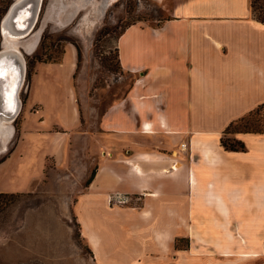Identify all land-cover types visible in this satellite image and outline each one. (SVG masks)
<instances>
[{"label": "crops", "instance_id": "1", "mask_svg": "<svg viewBox=\"0 0 264 264\" xmlns=\"http://www.w3.org/2000/svg\"><path fill=\"white\" fill-rule=\"evenodd\" d=\"M156 1L169 18L120 33L119 62L134 79L102 114L101 129L85 134L95 172L74 202L81 235L97 264H226L257 254L235 247L264 245V132H233L244 149L220 138L264 102V21L251 0ZM60 2H49L46 18L61 19ZM39 73L28 96L39 84L46 92L33 99V130L60 137L61 164L83 135L79 109L71 86L63 100ZM41 172L0 191L28 189ZM117 192L128 200L111 202Z\"/></svg>", "mask_w": 264, "mask_h": 264}, {"label": "rangeland", "instance_id": "2", "mask_svg": "<svg viewBox=\"0 0 264 264\" xmlns=\"http://www.w3.org/2000/svg\"><path fill=\"white\" fill-rule=\"evenodd\" d=\"M11 1L0 0V17ZM49 2L51 0H42L34 28L44 26L40 40L34 50L23 51L25 73L19 91L21 107L12 121L13 134L5 151L0 153V161L14 148L15 151L0 168V185L20 186L25 175L42 172L28 189L0 191V264H97L81 235L74 210L77 194L95 169V162L85 154V134L101 129L102 114L126 95L134 79V74L122 69L117 56V39L125 25L133 21L156 25L169 15L156 0H110L101 14L93 13L94 8L86 3L74 12L70 21L60 25L56 19L45 21ZM159 5L161 11L157 10ZM1 41L0 35V49ZM37 72H40L39 79H54L49 88L63 100L70 97L71 86L79 109L83 135L71 140L69 158L61 164L60 137L56 133L38 134L33 130L38 111L33 99L43 97L46 92L39 84L28 96ZM23 116L26 123L21 125ZM247 123L263 125L264 107L256 116L248 117ZM27 124L31 127L27 128ZM244 127V120L233 125L235 129ZM228 134L232 136V132L225 136ZM177 245L185 244L177 242ZM207 247L216 250L215 246ZM242 247L236 246L235 252L257 254H235V259L225 263L264 264V245Z\"/></svg>", "mask_w": 264, "mask_h": 264}, {"label": "bare ground", "instance_id": "3", "mask_svg": "<svg viewBox=\"0 0 264 264\" xmlns=\"http://www.w3.org/2000/svg\"><path fill=\"white\" fill-rule=\"evenodd\" d=\"M59 1H61L60 4H61V13L62 14H61V19L59 20L58 23L61 25V24H66L68 21H70L69 19L72 18L74 12L78 9L80 10L81 6L85 5L86 3H88V5L90 4V6H92L94 8L93 13H96V15L98 13L101 14L110 0H103V1H101V0H74L72 2L70 1L71 3H68L65 0H59ZM15 2H18V0H15ZM40 4H41V0L38 1L37 7L35 9V15L31 21L29 27H27L24 30H18V31L13 30L15 27L14 25H17V27L22 25V21L18 20V18H22L24 16V14L21 13L19 15V17L16 18L15 22L10 21L9 18L7 17V14H8L7 12L10 11V8H9V10L6 12L7 14H4V16L2 17V21H1V34H2L1 44H2L3 48L8 49L10 51H19L20 47H22L27 52H30L31 50H33L36 47L38 39H39V35L41 34L40 32H41V30H43L42 28L44 26L43 27L40 26L37 30L30 32V34L26 37H22V36L35 23L36 18H37V14H38V11L40 8ZM46 10H47V8H46ZM58 13H60V12L58 11ZM52 14L49 13V15L47 16L45 21L50 20L49 19L50 17H52L54 19V15H52ZM7 18H8V22H7ZM89 23H91V22H89ZM44 24H46V23H44ZM13 120L7 119L2 114H0V153L5 151V148L8 145V141L13 134V130H14L13 129V123H12ZM148 130H150V129H148ZM245 255L249 256V255H256V254H245Z\"/></svg>", "mask_w": 264, "mask_h": 264}, {"label": "water", "instance_id": "4", "mask_svg": "<svg viewBox=\"0 0 264 264\" xmlns=\"http://www.w3.org/2000/svg\"><path fill=\"white\" fill-rule=\"evenodd\" d=\"M39 0H18L8 11L7 17L15 22L21 13L24 14L18 20L25 18L32 21ZM41 5V4H40ZM29 12V14H28ZM7 18V22H8ZM2 21V20H1ZM1 26V22H0ZM25 59L23 51H10L0 49V114L7 119H14L21 107L19 91L24 79Z\"/></svg>", "mask_w": 264, "mask_h": 264}, {"label": "trees", "instance_id": "5", "mask_svg": "<svg viewBox=\"0 0 264 264\" xmlns=\"http://www.w3.org/2000/svg\"><path fill=\"white\" fill-rule=\"evenodd\" d=\"M264 0H251V6H252V11L253 14L259 18L260 20L264 21V5H263ZM157 10L161 11L160 5L157 6ZM160 18V17H158ZM169 18V15L165 17ZM134 22V21H133ZM133 22H129L128 24L125 25V27L123 28V30L131 23ZM160 22V21H159ZM159 24V23H157ZM122 30V31H123ZM121 31V32H122ZM118 56V53H117ZM264 107V102L257 104L254 108L250 109L249 111H247L245 114H243L240 117H237L236 119L232 120L229 122V124L226 126V128L223 131V134L220 138L221 144L229 149H244L245 145L244 143L237 139L234 136H230L229 134L227 136L226 133H233L236 131H256V132H264V124L260 125V124H254V123H250L251 125L249 126L247 123V118L250 116H256L257 114H259L260 110ZM244 120V128H240V129H235L233 128V125H235L236 122ZM95 169H93V171L91 172V174L89 175L88 178H86L85 180V185L89 183V181L91 180L92 176L94 175Z\"/></svg>", "mask_w": 264, "mask_h": 264}, {"label": "flooded vegetation", "instance_id": "6", "mask_svg": "<svg viewBox=\"0 0 264 264\" xmlns=\"http://www.w3.org/2000/svg\"><path fill=\"white\" fill-rule=\"evenodd\" d=\"M15 3V0H12L11 2H10V4L7 6V8H6V10H5V12L3 13V15L4 14H6V12L9 10V8L13 5ZM41 4H42V0H41ZM41 6V5H40ZM40 9H41V7L39 8V11H40ZM39 11H38V13H39ZM28 14H29V12H28ZM3 15H2V17H3ZM2 17H0V22H1V20H2ZM37 20H38V14H37V18H36V21H35V23L32 25V27L22 36V37H26V36H28L29 34H30V32H32V31H34V28H35V24H36V22H37ZM29 25H30V21L28 20V18H25L23 21H22V25L21 26H18L17 27V25H14L15 27H14V29L13 30H15V31H18V30H24V29H26L27 27H29ZM0 35L2 36V34H1V26H0ZM1 47H2V44H1ZM21 48V47H20ZM23 49V48H22ZM34 50V49H33ZM22 51H26V50H22ZM32 51V50H31Z\"/></svg>", "mask_w": 264, "mask_h": 264}, {"label": "built area", "instance_id": "7", "mask_svg": "<svg viewBox=\"0 0 264 264\" xmlns=\"http://www.w3.org/2000/svg\"><path fill=\"white\" fill-rule=\"evenodd\" d=\"M182 145H185V143H182ZM109 200L111 202H115V203H124L128 200V197L124 194H120V193H115V194H112L110 197H109Z\"/></svg>", "mask_w": 264, "mask_h": 264}]
</instances>
